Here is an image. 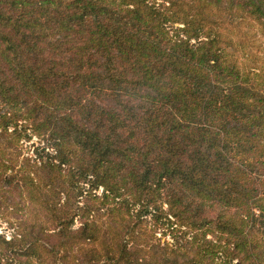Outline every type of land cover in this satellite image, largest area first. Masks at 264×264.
I'll list each match as a JSON object with an SVG mask.
<instances>
[{"label":"trees","instance_id":"16d2710c","mask_svg":"<svg viewBox=\"0 0 264 264\" xmlns=\"http://www.w3.org/2000/svg\"><path fill=\"white\" fill-rule=\"evenodd\" d=\"M263 47L264 0H0V264H264Z\"/></svg>","mask_w":264,"mask_h":264},{"label":"rangeland","instance_id":"374dc122","mask_svg":"<svg viewBox=\"0 0 264 264\" xmlns=\"http://www.w3.org/2000/svg\"><path fill=\"white\" fill-rule=\"evenodd\" d=\"M263 56H264V47H263ZM30 150L32 151L33 149H30ZM30 153H32V152H30ZM261 160H262V162H264V159H261ZM258 162H259V163H257L258 166L262 167L261 161H258ZM257 174H258L257 175L258 180L261 179L264 182L263 173H257ZM263 193H264V185H261L259 198L263 201V204H264V195H263ZM8 233H9V231L5 227H0V234H8Z\"/></svg>","mask_w":264,"mask_h":264},{"label":"built area","instance_id":"2783aa9c","mask_svg":"<svg viewBox=\"0 0 264 264\" xmlns=\"http://www.w3.org/2000/svg\"><path fill=\"white\" fill-rule=\"evenodd\" d=\"M256 213L258 214L259 212L256 211Z\"/></svg>","mask_w":264,"mask_h":264}]
</instances>
